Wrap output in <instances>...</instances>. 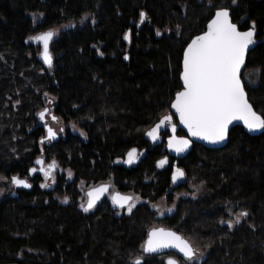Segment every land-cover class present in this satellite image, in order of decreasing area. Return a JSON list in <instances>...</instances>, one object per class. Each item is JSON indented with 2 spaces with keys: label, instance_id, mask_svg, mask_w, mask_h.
I'll list each match as a JSON object with an SVG mask.
<instances>
[{
  "label": "trees",
  "instance_id": "obj_1",
  "mask_svg": "<svg viewBox=\"0 0 264 264\" xmlns=\"http://www.w3.org/2000/svg\"><path fill=\"white\" fill-rule=\"evenodd\" d=\"M219 8L229 10L239 30L255 25L258 43L244 71H257V79L243 83L254 110L264 114V0H0V172L27 178L37 157L72 172L70 182L58 178L50 190L36 175L31 188L0 199V264H133L137 257L166 264L168 256L186 264L174 253L142 252L154 225L204 251L195 264H264V133L251 137L234 127L222 149L193 145L177 165L202 184L203 194L180 199L162 218L150 207L170 198L174 159L163 152L167 131L156 147L145 132L169 113L181 89L183 50ZM86 14L83 25L57 33L50 43L53 65L45 67L29 37ZM48 101L85 139L67 129L49 144L40 142L37 113ZM132 148L144 155L125 167ZM108 178L119 192L143 200L131 214L117 215L107 196L88 212L79 208L78 182ZM229 212L247 216L229 228L221 223Z\"/></svg>",
  "mask_w": 264,
  "mask_h": 264
},
{
  "label": "snow or ice",
  "instance_id": "obj_2",
  "mask_svg": "<svg viewBox=\"0 0 264 264\" xmlns=\"http://www.w3.org/2000/svg\"><path fill=\"white\" fill-rule=\"evenodd\" d=\"M235 4L236 0H232ZM86 19V18H85ZM146 19L144 12L140 13L141 23ZM83 22V21H82ZM65 28L74 27L71 23L64 25ZM57 35V30H47L29 37L30 40L42 46L41 56L49 68L53 65V56L50 51V43ZM156 35H160L157 31ZM255 25L247 31L238 30V26L231 22L230 13L227 8H219L207 23L206 31L201 35L192 38L183 51V71L180 79L183 82L181 91L175 95L171 102L174 112L170 115H163L159 122L146 132L153 142L160 136L162 127H167L172 135L168 137L167 146L177 154L185 152L191 141L184 137H177V124L174 117L178 118L179 124L187 129L188 136L196 137L212 144L223 142L229 133V125L233 121H242L249 131L264 129V114H257L252 105L248 102L242 79V69L246 67L245 53L250 45L255 43ZM123 39L129 41V33H125ZM126 60L127 56L124 57ZM47 95V94H45ZM51 102V101H50ZM48 109H45L37 116L44 120ZM58 117L52 116L53 121ZM75 127V126H73ZM47 141L57 138V133L52 127L45 124ZM60 131H64L63 128ZM83 135V133H81ZM44 141L42 140L41 143ZM137 150L132 148L127 153L126 163L131 164L136 159ZM167 158L157 162L161 168L167 163ZM35 163L41 165L39 171L47 180L52 176L58 167L55 159L47 167H43L45 161L38 158ZM37 172L35 167L28 170V175ZM71 177V171L68 172ZM185 176V172L179 167H174L172 181L176 183ZM4 179L0 177V180ZM53 182L55 179L53 178ZM11 183L15 186L31 188L32 185L27 179H20L18 176L11 177ZM41 188L50 187L48 184H41ZM110 185L103 184L89 191L86 206L81 205L84 212L96 207L101 196L108 192ZM64 203L68 202L65 197ZM111 203L114 207L125 208L131 214L136 207L134 197L121 195L116 192L111 196ZM171 212V209H168ZM247 216L241 212L235 223H240V217ZM228 227H233V222H228ZM163 249H176L182 254L186 264H195L197 259L195 250L180 235L171 230L163 228H152L147 232V238L142 246L144 254L158 253ZM133 264H143L142 257H137ZM167 264H180V261L169 258Z\"/></svg>",
  "mask_w": 264,
  "mask_h": 264
},
{
  "label": "rangeland",
  "instance_id": "obj_3",
  "mask_svg": "<svg viewBox=\"0 0 264 264\" xmlns=\"http://www.w3.org/2000/svg\"><path fill=\"white\" fill-rule=\"evenodd\" d=\"M86 18V19H85ZM90 16L88 14L84 15L81 19H79L77 22H69L72 25H74V27L76 26H81L83 25L85 22H87L89 20ZM83 21V22H82ZM69 23H66L64 25H68ZM64 25L58 26V27H54L48 30H52L55 29L57 30V33L59 31H61L62 29H66L65 27H63ZM47 31V30H45ZM43 32V31H42ZM40 33V32H38ZM38 33L33 34L32 36L37 35ZM31 36V37H32ZM28 41L30 43H32L33 45H38V51H37V56L38 58L41 60L40 58V53H41V45H39L38 43L28 39ZM242 79L243 82L248 85V86H252L254 85V83L256 82L257 79V71H243L242 73ZM52 104L53 102L48 101L45 103L44 107L42 109H40L39 112L43 111V109L48 108V114L46 113L44 120L41 122L39 117L37 116L38 119V123L39 125H41L42 127H45V124L49 127H52L53 130L57 133V135L61 138L64 136L65 131L68 129L69 131H71L74 134H78L80 135L83 139H85V135L84 133L72 122L69 123H64L61 119H58V121H53L50 116H55L53 113V109H52ZM38 112V113H39ZM50 115V116H49ZM75 126V127H73ZM63 128L64 131H60V129ZM81 133H83V135H81ZM45 137V134L43 136V138ZM47 144H49V141H47ZM40 159H43L45 161L44 166L43 167H47L48 164H50L52 162L53 159H46L45 157H37ZM36 158V159H37ZM70 170L67 168H62L58 165V167L54 170L53 174L51 177H49L47 180L44 178L43 174H39L40 175V183L39 186L41 184H48L50 185V187H45L43 189L45 190H50L53 189L56 184H57V180L58 178H63L66 182H70L72 180V176L69 177L68 176V172ZM72 173V172H71ZM14 176V175H12ZM12 176H6L4 175V173L0 172V177H3L4 179L0 180V199L5 197V196H15L16 195V189L13 186V184L11 183V177ZM18 176V175H15ZM21 178V177H20ZM53 178L55 179V182H53ZM23 179H27V178H23ZM196 181L194 180H189L187 178H185L184 182L182 183V185H180L178 188H176L174 191H170V198H166L165 196L157 199V201H155L154 203L150 204V207L152 210H154L155 214H156V218H162L164 216H168L173 214L176 204L178 203V201L180 199H185L188 197H193L196 198L199 195L203 194V186L200 183H195ZM101 183H109L110 184V190L109 193L107 195V199L110 201V195L113 192L118 191L116 189L115 186L112 185V179L108 178L106 181L103 182H99L96 184L90 183V182H85V181H80L77 184V189L79 191V208L82 210L81 205L82 204H86L87 202V197H86V191H88L89 189L96 187L97 185L101 184ZM169 190H171L169 188ZM124 193V192H122ZM124 194H129L130 196L134 197V201L137 204L141 203L143 200L137 195L134 194L132 192H126ZM65 197L60 198V200H62V203H64ZM168 209H171L172 211L169 212ZM129 214L127 211V207L123 208V209H116V214L120 215V214ZM240 213H233V212H229V218L226 221H222V224H226L228 226V222L231 221L233 222V226L236 224L235 220L236 218L239 216ZM240 219H242V217H240ZM158 225H154L153 227H157ZM193 249L195 250L196 253V257L197 259L195 260L196 263L200 262L204 256H205V252L202 250L197 249L196 247L193 246ZM167 258H173V257H167ZM176 259V258H174ZM177 260V259H176Z\"/></svg>",
  "mask_w": 264,
  "mask_h": 264
},
{
  "label": "water",
  "instance_id": "obj_4",
  "mask_svg": "<svg viewBox=\"0 0 264 264\" xmlns=\"http://www.w3.org/2000/svg\"><path fill=\"white\" fill-rule=\"evenodd\" d=\"M214 13H215V12H214ZM229 13H230V12H229ZM213 15H214V14H213ZM230 20H231V19H230ZM208 22H209V21H208ZM208 22H207V23H208ZM231 22H232V21H231ZM251 27H253V25H251L249 28H251ZM206 28H207V24H206V26H205L204 31H206ZM249 28L246 29V30H240V31H247V30H249ZM238 30H239V28H238ZM204 31H203V32H204ZM203 32H202V33H203ZM202 33H200V34H198V35H201ZM198 35H196V36H198ZM194 37H195V36H194ZM194 37H193V38H194ZM191 40H192V38L190 39V41H189L188 43H190ZM254 41H255V43H254L253 45H250V46H249V49H248V50L246 51V53H245V64H246V60H247V56H248L249 52H251V51L255 48V46L257 45V43H258L257 38H256V30H255V35H254ZM188 43L186 44L185 48L187 47ZM185 48H184V49H185ZM41 50H42V46H41ZM183 51H184V50H183ZM40 58H41L42 63L44 64V66H45V67H49L48 65H46V64L44 63L41 54H40ZM244 70H245V67H243V69H242V73H243ZM182 71H183V53H182V59H181V70H180V74H179V83H180V86H181V89H180L179 91H181V90H182V87H183V82H182L181 79H180V75H181V72H182ZM244 90H245V88H244ZM245 94H246V98H247V100H248L246 90H245ZM175 95H176V94H175ZM175 95H174V97H173V100L175 99ZM173 100H172V101H173ZM248 102H249V100H248ZM249 103H250V102H249ZM250 104H251V103H250ZM252 107H253V106H252ZM253 110H254V108H253ZM254 111H255V110H254ZM173 112H174V109L171 108V104H170V107H169V113H168L167 115H170V114H172ZM255 112H256V111H255ZM46 113H47V112H46ZM257 114H258V113H257ZM40 121H41V120H40ZM41 122H42V121H41ZM158 122H159V121H158ZM158 122H157V123H158ZM174 122L177 124V132H176V136H177V137H184V138H187V139H189V140L191 141L189 148H188L185 152H183V153H181V154H177V153H175L174 151L170 150V149L168 148V146H167V140H168V137H169L170 135H172V133H171V131L169 130V128H167V127H162L161 130H160V136H159V139H158L157 141H155V142H153L152 139H151L150 137L144 135V137H145L146 141L149 143V145H150L151 147H156V146H159V145L162 144L163 141H162V138H161V134H162L163 132L167 131V136H166V138L164 139L163 152L166 153L167 157L174 159V163H173L172 166H171V175H170V182H171V188H172V189H175V188H177L179 185H181V184L184 182L185 178H186V175H185L183 178H180L176 183H173V181H172V172H173V170H174V167H179V166L177 165V161H178V160H181V159H184V158L189 154V152L191 151V148H192L193 145H200V146H202L203 148L211 149V150H219V149L224 148V147L227 145V143H228V136H227V138H226L223 142H221V143H217V144H212V143H209V142H207V141L201 140V139L196 138V137H190V136H188L187 129L184 128L183 125H180V124H179V120H178V118L174 117ZM157 123H155L152 127H154ZM152 127H151V128H152ZM234 127H240V128L243 130V132H245V134H247L248 136H251V137H256V136H259V135H261L262 133H264V129L254 130V131H249V130L244 126V124H243L242 121H233V122L229 125V132H230V130H231L232 128H234ZM151 128H149L146 132L150 131ZM178 131H181L183 134H182V135H178V134H177ZM146 132H145V133H146ZM228 134H229V133H228ZM46 137H47V133L45 132V137L42 138V139L40 140V142H41L42 140H43V141H47ZM57 139H58V135H57V138L54 139V140H52L51 142H53V141H55V140H57ZM136 150H137V149H136ZM127 153H128V152H127ZM127 153L125 154L124 159L122 160V164H123L125 167H130V166L135 165V164L140 160V158H142L143 155H144V151L139 152V151L137 150L136 159H135L131 164H129V163H126V161H127V159H128V157H127ZM163 167H164V166H163ZM163 167H161V168H163ZM179 168H180V167H179ZM180 169H182V168H180ZM182 170H183V169H182ZM103 184H108V185H110L109 183H101V184L97 185L96 187H99V186H101V185H103ZM14 186H15V185H14ZM15 187H16L17 189H29V188H24V187H22V186H20V187L15 186ZM96 187H93V188L89 189L88 191H86L87 201H88V199H89V197H88V193H89V191H91L92 189H94V188H96ZM109 190H110V188H109ZM116 192H119V191H116ZM116 192L111 193V195H110V201H111V196H112L113 194H115ZM108 193H109V191L106 192V193H104V194L101 196V199H100L99 201H97V204H98V203H99L104 197H106V196L108 195ZM119 193H120L121 195H129V194L121 193V192H119ZM86 204H87V202H86ZM86 204H85V206H86ZM97 204H96V205H97ZM111 204H112V203H111ZM112 205H113V204H112ZM113 207H114V206H113ZM114 208H116V209H123V208H119V207H114ZM153 228H163V227H153ZM151 229H152V228H151ZM163 229H165V228H163ZM165 230H171V229H165ZM171 231H173V230H171ZM177 234H178V233H177ZM178 235H180V234H178ZM180 236H181V235H180ZM181 237H182V236H181ZM146 238H147V235H146ZM146 238H145V240H146ZM182 238H183V237H182ZM183 239H184L185 241H187L185 238H183ZM145 240H144V242H145ZM144 242H143V244H144ZM187 242H188V241H187ZM188 243L190 244V242H188ZM143 244H142V246H143ZM190 245H191V244H190ZM191 246H192V245H191ZM192 248H193V246H192ZM142 252H143V250H142ZM169 253H174L175 255H177L178 257H180L181 259H184L183 256H182V254L179 253L176 249H163V250H161V251L158 252V253L145 254V255H165V254H169ZM168 259H169V258H167L166 261H165L166 264H167Z\"/></svg>",
  "mask_w": 264,
  "mask_h": 264
},
{
  "label": "flooded vegetation",
  "instance_id": "obj_5",
  "mask_svg": "<svg viewBox=\"0 0 264 264\" xmlns=\"http://www.w3.org/2000/svg\"><path fill=\"white\" fill-rule=\"evenodd\" d=\"M45 109H48V108H45ZM45 109H43V110H45ZM47 114H48V111H47ZM45 115H46V114H45ZM49 116H50V115H49ZM50 118L52 119V116H50ZM43 128H44V134H45V132H46V131H45V127H43ZM37 159H38V158H37ZM37 159H36V160H37ZM165 165H166V164H165ZM165 165H164V166H165ZM43 166H44V165H43ZM33 167H35V168L37 169V172L33 173L32 175H28V177H27V181H28L31 185H32L31 178H32V177H35L36 175L40 177L39 174H42V173L39 171L41 165H37V164L35 163V165L32 166L31 168H33ZM18 178H20V177L18 176ZM20 179H23V178H20ZM13 186H14V185H13ZM14 187H15V186H14ZM178 187H179V186H178ZM178 187H177V188H178ZM15 189H17V188L15 187ZM170 189H171V190H168L167 193H170V191H174L176 188H175V189H172V188L170 187Z\"/></svg>",
  "mask_w": 264,
  "mask_h": 264
}]
</instances>
